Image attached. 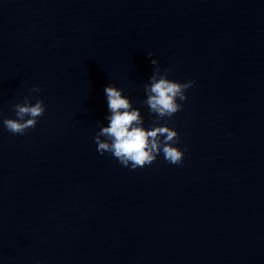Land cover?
<instances>
[{"label":"water","instance_id":"water-1","mask_svg":"<svg viewBox=\"0 0 264 264\" xmlns=\"http://www.w3.org/2000/svg\"><path fill=\"white\" fill-rule=\"evenodd\" d=\"M150 59L184 157L131 169L93 138L109 84L153 125ZM0 264H264V0H0Z\"/></svg>","mask_w":264,"mask_h":264},{"label":"clouds","instance_id":"clouds-1","mask_svg":"<svg viewBox=\"0 0 264 264\" xmlns=\"http://www.w3.org/2000/svg\"><path fill=\"white\" fill-rule=\"evenodd\" d=\"M152 53H148L150 58ZM154 67L149 82L144 85L146 99L143 104L150 113L156 114L149 129L143 127V117L139 109L134 108L122 90L112 84L104 87L109 115L105 117L107 126H100L93 138L97 152L103 155L111 153L123 166L136 169L151 165L159 154L170 164H181L184 152L173 145L179 143L178 133L166 126H157L165 117H172L182 109L177 102L187 99L185 92L194 81L180 83L167 78L170 69L161 72L155 59H150ZM32 92H40L33 87ZM16 118H3V126L14 135H23L29 128H35L39 117L43 116L45 106L42 100L30 103L25 96L22 103L13 105ZM99 124V121H97ZM103 137L104 139H101Z\"/></svg>","mask_w":264,"mask_h":264}]
</instances>
